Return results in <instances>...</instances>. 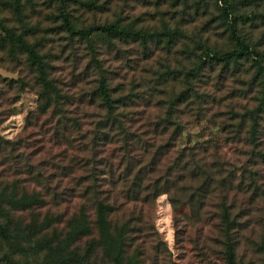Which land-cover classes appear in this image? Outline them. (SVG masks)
I'll return each instance as SVG.
<instances>
[{"label": "rangeland", "instance_id": "obj_1", "mask_svg": "<svg viewBox=\"0 0 264 264\" xmlns=\"http://www.w3.org/2000/svg\"><path fill=\"white\" fill-rule=\"evenodd\" d=\"M21 1L24 23L9 6L10 0H0V15L17 31L25 26V38L49 62L52 86L46 105L37 79L40 72L27 53L9 40L0 41V110L6 111V115H0V188L10 191L14 181L21 188L29 164L35 172L39 167L34 164L44 158L42 169L51 171L60 156L49 157L64 147L70 152L77 143V126L85 134L90 123L100 118L101 114L94 110L99 97L93 89L98 79L105 76L118 110L143 112L142 116L153 121L168 118L170 129L186 122L187 128L178 138L180 144L213 138L218 141L219 154L229 164L226 174H221L226 200L219 190L201 208L189 201L188 190H176L175 202L171 201V191L151 200L152 221L158 235L147 238L146 264H227L229 242L233 243L235 264H264V118L259 117L257 125L262 144L254 149L248 133L254 119L242 117L245 109L256 102L258 81L254 67L249 62L237 66L206 63L192 84L204 95H195L197 99L191 101L190 111L184 113L186 71L199 68L201 56L208 51L223 52L233 46L227 28L231 14L226 17L222 13L220 0ZM231 3L232 14L249 15L239 19V30L263 50L264 62V0ZM60 8L77 27L115 21L141 30L146 37H81L66 30ZM92 56L99 60L98 67ZM3 78L15 81L9 86ZM92 99L94 103L90 104ZM59 132L66 137L62 138ZM92 132H96L95 126ZM42 135L43 140L37 141ZM33 140L35 145L25 146V142L30 145ZM39 146L43 150L33 149ZM89 154L85 152L86 156ZM90 169L91 163L77 172ZM229 171L231 174L227 175ZM225 211L228 217L242 223L241 229L236 227L230 235L225 233ZM2 246L7 247L4 242ZM34 260L29 259L28 264ZM92 264L111 263H102L95 257Z\"/></svg>", "mask_w": 264, "mask_h": 264}, {"label": "trees", "instance_id": "obj_2", "mask_svg": "<svg viewBox=\"0 0 264 264\" xmlns=\"http://www.w3.org/2000/svg\"><path fill=\"white\" fill-rule=\"evenodd\" d=\"M220 2L222 13L226 17L231 14L227 28L233 46L223 52L208 51L201 56L199 68L190 67L186 71L188 86L182 98L186 104L184 113L190 111L191 101L204 95L193 86L202 66L214 62H221L222 66L249 62L254 67L258 89L255 104L245 109L242 117L254 119L248 133L250 131L252 135L249 143L257 149L262 144L257 125L259 117L264 118L263 50L249 42L239 30V19L249 15L232 14L231 0ZM9 6L24 23L21 19L22 1L10 0ZM60 13L67 31L87 39L96 34L146 37L141 30L120 26L115 21L77 27L62 8ZM26 30L23 26L21 31H17L6 22L5 16L0 15V41L9 40L27 53L30 62L40 72L37 76L43 89L40 95L46 99L44 104L47 105L52 86L48 76L49 62L35 49L34 43L27 41L24 36ZM92 58L94 66L98 67L99 60L95 56ZM3 79L9 86L15 81L13 78ZM1 91L0 87V95ZM93 91L99 97L94 110L101 114L100 118L94 124L90 123L92 126L85 130V134L77 126V143L70 152L64 147L57 155L49 157L60 156V160L52 164L53 170L42 169L45 164L41 158L34 164L40 169L35 172L28 163V169L22 176L24 186L20 188L14 181L10 191L4 186L0 188V264H28L31 258L35 259L33 264H92L95 257L102 263L146 264L147 238L158 235L150 204L157 195L171 191V201L175 202L176 190H188L189 201L197 204L198 208L217 190L224 200L228 197L221 174L224 171L226 174L229 164L225 156L219 154L218 141L206 138L192 142L186 140L180 144L178 138L187 128L186 122L170 129L168 118L153 121L142 116L143 112L118 110L105 76L98 79ZM91 103H94L93 99ZM1 114L6 115V111L0 110ZM93 126L96 132H92ZM263 131L264 128V134ZM91 134L90 140L84 144V139ZM59 135L66 137L63 132ZM43 136H39L37 141L43 140ZM54 136L56 139V134ZM119 140L124 143L116 144ZM35 144L34 140L30 145L25 142L27 147ZM33 149L43 150V146ZM88 151L90 154L86 156ZM27 157H31L30 152ZM90 163L92 169L77 172L78 168ZM98 165L105 169H96ZM230 174L231 171L227 173ZM228 207L226 205L225 210ZM240 225L241 222L224 212L226 234L230 235ZM177 230L176 227L175 232ZM3 242L6 248H3ZM227 264H235L231 242L227 244Z\"/></svg>", "mask_w": 264, "mask_h": 264}]
</instances>
